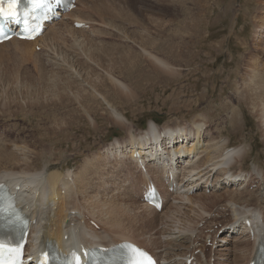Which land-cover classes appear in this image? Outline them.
<instances>
[{
	"label": "rangeland",
	"instance_id": "374dc122",
	"mask_svg": "<svg viewBox=\"0 0 264 264\" xmlns=\"http://www.w3.org/2000/svg\"><path fill=\"white\" fill-rule=\"evenodd\" d=\"M133 1L134 0H80L78 2V9L74 13L86 22L88 27L78 29L81 34L75 33L73 35L60 29L63 28L61 22L70 26V20H75V16L68 17L70 19L61 21L48 29L46 34H50L52 31L51 29H60L58 31L61 32L62 37L61 39H56L57 45L60 46L57 51L53 49L48 39L49 36L47 35L48 37L44 40L41 50L35 51L41 59L39 57L36 58L37 56H35V58H29L27 54L21 56L20 53L10 49L11 47L0 52L3 54V61H0V104H11V109H0V155L7 151L6 153H8L12 159L16 158L19 160V163L16 164L18 167L24 166L23 163H21V160L24 158H28V163L34 160L30 167L39 172L44 171L45 168L49 166L61 165L62 179L65 178L69 172V174H71L77 171V174L87 158L97 155V158L104 159V161L103 163L102 160L99 159H97V162L96 160L93 161L95 164L97 163L95 166L99 168H97L90 177V191L93 195L97 194L98 199L95 198V200L99 201L102 199L106 201V204L109 203L110 206L107 204L108 206L106 205L105 209L111 206L113 207L112 212L114 217L112 216V219H109L110 223L115 225V222L120 220L121 222L119 225L124 227L121 231L117 230V228H113V225H110L113 231H118L119 233L117 234V232L113 231L108 232L111 237L114 236L113 238H118V236L121 237V235L123 236V234H125L127 236L123 237L130 240L132 239L141 245L143 244L161 258H166V256L175 254L177 256H172V258H170L171 260L169 259V261H167V264H176L177 262L182 263L183 261L181 251L184 248L177 247L183 241L182 238L191 237L193 239L195 234L201 231V234L198 235H203L204 238H207L209 235L214 237V235L217 234L218 249L215 250V247L210 249L206 245L205 247L202 245L206 256L210 252H218L220 249L223 251L220 250L219 253L231 255L233 253L234 240L239 239V241H244L246 239L245 241H247V238H242L243 234H241L240 229H236L240 234L237 235L236 231L229 232L235 228L224 227L225 223L234 221V218L230 213V207L227 206L228 200L220 198L219 201H216L214 197L224 195V198H226L229 195H236L235 193L243 191L251 193V198L254 200L264 195V118L260 117L259 111L257 110V101H260V98L263 100L264 107V0H205V8L198 21L200 22V27L199 29L197 28L196 31L199 34V38H195V42L189 47L190 38L188 40L186 39L187 54H183L184 57L182 56L176 59L177 63L172 61L169 54H171L172 50L177 48L178 50H184L182 44L185 40L184 37H182V30L185 27H190L194 23L192 19L196 18L193 14L195 10L193 9V12H191L187 11V9L190 7V1L196 0H184L180 5H188L183 7V13H180L179 8H170L172 9V12L169 11L170 14L168 12H166L167 14H163L156 10L152 11L148 7H142L141 4H137L136 1ZM150 1L156 2V0ZM171 2L170 0H162L160 3H157L168 5ZM190 8H192V6ZM182 20L184 23L180 28L179 24L182 23ZM134 33L142 35V37L154 36V45H148L149 49L146 47L144 49L138 45L137 42L134 43L127 38ZM108 34H117V36L111 37ZM74 39H78V42L81 41V45H79L78 42L75 44V47H79L81 52H84L82 49L83 44H90L99 46L98 48L102 49L99 50L100 53L111 49L112 46L114 49L113 52L134 51L137 53L140 59L137 62L138 66L134 67V71L127 74V76H123L121 72L116 69V72L110 74L122 81L129 91H132V94L135 93V98L133 96V99L130 98L129 103H126L110 98L111 95H108L105 101L102 95L99 94L100 92H97L95 89L93 90L87 82L84 83V76H82L83 71L76 67V65L77 63L85 62L86 58L84 57V53L80 57L74 55L77 51L80 52L79 49L75 48L73 51L70 50L69 47L74 46ZM13 53L19 55H13ZM176 53L178 52H175L174 55ZM6 54H9V57ZM64 56H66V61L70 64H75L74 68H70V65L64 62V59H62ZM161 57L162 59L164 58L165 62L157 60L161 59ZM36 62L44 66L42 73L38 71L39 65H37L38 63ZM52 63L54 64L52 65ZM20 65L22 66L20 67ZM148 65L155 66L156 70H161L168 74L171 77L170 81H159L158 79H155L154 82L145 81L144 78L147 77L145 76L144 69ZM125 67H127V65L124 66V70L126 69ZM93 72L106 75L102 70L98 71L95 69ZM81 77L82 79H80ZM106 77L108 76L106 75ZM40 78L43 80L47 78L49 81L48 83H56L58 80L57 83H59L60 81L63 82L64 79V81L68 82L61 86H64V91L68 90L66 93L61 91L63 94L60 98L53 96V94L50 95V92H58V94H60V91L52 92V90L50 91L49 89V93H45L44 89L38 88V91H36L37 89L34 90V86L31 84H40L43 81ZM244 79H246L247 82L246 87L242 85L244 84ZM44 82L47 83V81ZM69 82L72 83L67 87ZM5 83H10L12 87L17 89L8 90V92L6 91V93H4L3 85H5ZM21 83L22 88H20ZM23 87H26L29 91L23 89ZM108 88L110 91L113 89L110 86H108ZM53 89L62 90V88ZM81 92H83L81 94L82 96H94L90 103L87 104L89 107V117L85 115L87 114L85 112L84 117L82 114V107L75 105L73 109L72 107L70 108L73 110L72 114L74 117H72L73 120H71L72 123L70 128L64 130L66 133L62 132V134L55 138L53 135L50 137L47 136L48 138L46 137L43 141L39 142L40 138L42 140L41 135L44 134V131L38 134L37 132L50 123L47 122V120L51 121L53 118L56 119L57 116L61 118L65 115V110L67 108H63L62 105H60V108L55 105L54 102L56 103L64 94L67 95L66 97H74ZM36 94L38 96H36ZM52 96L57 100L55 101ZM25 97L26 99H23ZM49 97L53 99L51 102L46 101ZM111 99L114 100L110 101ZM37 100H43L44 103L51 104L53 110H28L29 107L26 106V104ZM93 103L94 105H92ZM19 106H24L25 112H23V109ZM59 108L60 110H58ZM74 109L77 111H74ZM8 110L14 112V114H9L10 112L8 113ZM3 112L7 114L5 113V115ZM119 113L128 119L126 122L128 125L126 129L120 130L112 123V119L119 116ZM91 116L92 119H94L93 121L97 124L95 129L91 126ZM89 118L90 120L88 121ZM118 118L121 120L123 119L121 116ZM194 122L202 123H200L202 131L199 138L197 135L194 136L192 132L190 134V140L195 137L199 141V143H197L199 145L194 146V148L197 147V152H199L197 159H191L192 155H189L188 151H186L188 154H182L181 151H178L179 147H185V145L186 148H189L192 141H188V144L182 143V146L178 145L179 143L177 144V142H172L170 145L177 148L176 151L173 147L168 148L172 155H180H177L176 160L173 161V164L176 165L174 171L178 172V176L182 175L184 168L186 169L193 164L194 166L200 165L201 161L204 159L203 154L206 153L202 150L216 143L220 146L227 141L226 146L228 147L222 152L223 155L224 153L225 155L226 153H232L238 150L236 148L242 147L243 161H235V156H232L233 160L229 162V164H224L223 166L220 164L221 162H217V165L215 164L216 166H212V164L219 159L208 162L203 166V169L198 170L200 171V177H204L205 174L209 172L206 177L201 180L205 181L207 177L209 178L208 192L206 191L207 189H204L203 185H201L193 195L188 196L189 193H187L186 190H189V188H181L180 185L181 190L178 192L180 195H178V193L173 196H169V194L166 195V206L162 211L163 213H157L158 216L155 217V223L152 225L150 222L147 224L145 223L144 227L139 221H130L126 214H132L133 211L139 212L140 202L137 201L135 194L131 197L130 195L132 194L129 193V186L126 179L130 177V171L125 169V167H120L119 170L118 167L120 165L116 163V159L118 160L119 158H113L111 155L112 153L108 154L107 148L113 142H126L128 133L137 135L149 126L157 125L159 128H162L163 125L170 127L180 126L187 127L186 129L189 130V128L194 127L192 126ZM89 123L90 126H87ZM40 151L41 153H39ZM36 152L38 156H40L39 159H35ZM104 156H106V158ZM124 158H121V160L123 159L124 162L125 160L127 161V159L125 158L124 160ZM188 161L190 164L187 165L186 163ZM9 163H11V161H9ZM9 163L7 162L5 164V161H3L0 164V172L6 167L7 169L13 167V165L10 166ZM13 163L14 162L11 164ZM98 164H102V166H98ZM222 167L224 168L222 169ZM95 168L96 167L92 169ZM224 169L227 170V172L223 175L222 170ZM205 170L209 171L203 173ZM132 172L138 175L137 170H133ZM239 172L246 176V180L233 183L229 175L238 174ZM136 178L137 176L133 179L136 180ZM139 179L140 178H138V180ZM179 179H181V177ZM250 179L253 180L249 183L248 181ZM185 180L187 181V179L183 181L185 182ZM198 183L199 182H196L195 184L199 185L200 183ZM195 184L193 183L191 187L195 186ZM202 194L209 197L214 196V200L210 198L213 203H210V200H206V202H204V206L206 204V207L200 208L197 206L200 205L198 199ZM243 195L244 198L240 200L239 203L249 199L248 196L245 194ZM193 196L195 197L193 198ZM186 197L193 199L189 202L186 200ZM195 198L198 202H195ZM114 199H118L117 201L115 200L116 204L111 202ZM79 201L80 204L78 203L77 205L79 207H76L79 208L85 216H89L90 218L91 209L87 207L84 200L80 198ZM118 203L120 206L117 205ZM250 203L252 206H246L249 209L253 208V202L251 201ZM123 204L124 206L122 208L121 206ZM125 204L127 206H132V209L125 207ZM244 204L247 203H243L242 205ZM262 204L261 206L263 209L260 210V212H262L264 216V198L262 199ZM49 206L51 208L53 207L50 204ZM93 212L98 215V211ZM218 213L220 215H218ZM102 217L105 218L104 216ZM211 222L213 225H211ZM101 223L102 225L100 226L104 233L97 234L103 237L106 236L103 225L107 224ZM203 223H205L204 226H202ZM84 224L88 225L87 223ZM221 225L222 227L219 229ZM141 226H143V228H140ZM214 226L218 227L212 233H204L205 229L210 227L214 228ZM193 229L197 230V232ZM221 229H223V232L219 231ZM226 229L228 230L226 231ZM217 230L218 232L215 233ZM225 232L227 234L222 236V233L224 234ZM108 239L106 241H109ZM104 241L105 240H102V242ZM248 241L251 242L252 239ZM198 242L203 243V241ZM228 256L229 255L226 257ZM216 259L217 258L214 257L212 264L222 261L223 258H220L218 261ZM159 261L161 263L166 262L161 261V259Z\"/></svg>",
	"mask_w": 264,
	"mask_h": 264
},
{
	"label": "bare ground",
	"instance_id": "6f19581e",
	"mask_svg": "<svg viewBox=\"0 0 264 264\" xmlns=\"http://www.w3.org/2000/svg\"><path fill=\"white\" fill-rule=\"evenodd\" d=\"M134 1H136L137 4H141L142 7H148L152 11L156 10L157 12L159 11V13H163V14L166 13V12L169 13V11L172 12V9H170V8H174V9L175 8H179L180 9V13H183V10H182L183 7L188 5V4L180 5V4H182L184 2V0H170V1H172L170 3L171 5L170 4H168V5L159 4L160 1H162V0H159V1L156 0V2H151L150 0H134ZM163 1H165V0H163ZM157 2H159V3H157ZM189 4H190V7L192 6V8L189 7V9H187V11L193 12V9H194L195 11L193 12V14L197 18V21H196V18H193L192 21L194 23L190 27H185L182 30L183 31L182 37H184V40H185L183 42V44H182V47H184V50H178V48L175 49V50H172L171 54H169V55L171 56V59L174 62H176V59L181 58L183 56V54H187L186 53V46H187L186 39L188 40L190 38L189 45H188V47H189L191 44H193L195 42L194 41L195 38H199V34L196 31H197V28L199 29V27H200V22H198V21H199V18H201L202 12H203V10L205 8V0L190 1ZM74 12L75 11L71 12L66 17L67 18L68 17H75L76 14ZM179 17H180V15H179ZM75 20L79 21V22H84L82 19H80L79 16H76ZM179 21H181V20H179ZM183 23H184V21L182 20V23L179 24L180 28L183 25ZM61 24L63 25V28H60V29L63 30V31H67L71 35H73L75 33L81 34L78 30H76L74 27H72L71 24H70V26H68L66 23H63V22H61ZM53 26L54 25H52L51 27H53ZM51 27H49L48 29H50ZM60 29H56V28L55 29H51L52 31H51L50 34L49 33L46 34V32H45L41 36V38L39 40H37L36 42L11 40L9 42L3 43V44L0 45V52H2L4 49H7V48L11 47L10 49L20 53L21 56L27 54L29 56V58H32V57L35 58V56H37L36 58H38L39 56H38V54H36L37 52L35 53V49L34 48L36 46H40L42 48V45L44 44V40H46V37H48V36H49L48 39H49L50 44L52 45L53 49H55L57 51V49L59 48L60 45H57L56 39L58 40V39H61V37H62L61 36L62 35L61 32L58 31ZM178 30H179V28H178ZM108 35L111 36V37L117 36V34H108ZM127 38L132 40L134 43L137 42V44L140 45L141 47H143L144 49H145V47L148 48V45L149 46L150 45H154V36L142 37V35H137V33H134V34H132L131 36H129ZM77 42H78V39L74 41V46H70L69 47L71 51H73V49H75V48L80 50L79 47H75V44ZM78 43H79V45L82 44L81 41L78 42ZM83 45H82V49H83L84 52H81V50H80V52L77 51L74 55L80 57V56L83 55V53L85 54L84 55V57L86 58L85 62L77 63L78 66L76 65V67H78L81 71H83V75L82 76H84V79H83L84 83L87 82V84H90V86L93 88V90L95 89V90H97V92H100L99 94L102 95L104 100L107 98L108 95H111L110 98H114L116 100L129 103L130 98H132L135 93L132 94V91L131 90L129 91V89L126 87V85L122 81L116 79L115 76H112L110 74L116 72V69H117V70H119V72H121V74L123 76H127V74H129L130 72L135 70L134 67L138 66L137 62L139 61L140 56L137 53H135L134 51H131V52H128V51H116V52H113V50H114L113 46H112L111 49L100 53L99 50L101 48H98L99 46H94V45H90V44H83ZM151 47H153V46H151ZM148 49H146V50H148ZM51 51H52V48H51ZM59 51H60V49H59ZM16 52H14V53H16ZM175 52H178V53H176L174 55ZM14 53H13V55H19V54H14ZM173 55H174V58H173ZM10 56H12V55H10ZM12 57H15V56H12ZM62 59H64V62H66L68 65H70V68H74L75 64L74 63L70 64L68 61H66V56L62 57ZM157 60L160 61V62H165L164 58L162 59V57H161V59H157ZM0 61H3V54L2 53H0ZM34 61H35V59H34ZM29 63H30V61H29ZM36 63H38L37 65H39V70L38 71H41V73H42V70L44 69V66L40 65L39 62H36ZM36 63H35V65H36ZM54 63H52V65ZM60 64H61V62H60ZM123 65L124 66L127 65V67H125L126 68L125 70H124V66ZM21 66L22 65H20V67ZM82 68H85V69H82ZM35 69H36V67H35ZM37 69H38V67H37ZM95 69L98 70V71L102 70L103 72H105V74L108 77H106V75H103V74L100 75V74H98L96 72H93V71H95ZM58 71H62V70H58ZM58 71H57V73H58ZM141 71H142V69H141ZM144 72H145V76L147 77V78H144V80L145 81H149V82H154L155 79H158L159 81L160 80H169L170 81V78H171L168 74L162 72L161 70H156V67L152 66V65L151 66H149V65L146 66L145 69H144ZM79 73H81V72H79ZM46 77H48V76H46ZM40 79H42V78H40ZM43 79H44V77H43ZM65 79H67V78H65ZM80 79H82V77ZM44 81H47V83H45ZM40 82H41V80H40ZM48 82L49 81L46 78L40 84L37 83V84H31V85L34 86V90H36L37 88L38 89H44L45 93L46 92L49 93V91H48L49 89H50V91L52 90V92L53 91H60L61 92V91H64L63 90L64 86H61V85H64L68 81H64V79H63V82L60 81L59 83H57V82L56 83L55 82L48 83ZM78 82H79V80H78ZM243 82H244V84H242V85H244L246 87V85H247L246 79H244ZM69 83H68V86L66 84L67 87H69L72 82H69ZM135 83H136V81H135ZM78 85H76V86H78ZM32 86L31 87L29 86V87L33 88ZM108 86L113 88L112 91L109 90ZM3 87H4V91H3L4 93H6V91L8 92V90L11 91V90L17 89V88L12 87L10 83H5V85H3ZM134 87H135V84H134ZM20 88H22V83H21ZM53 88H62V90H60V89L55 90ZM70 88H73V87H70ZM23 89L28 90L26 87H23ZM38 89L36 91H38ZM18 91H20V90H18ZM66 91H64V92L66 93ZM48 93H47V97H48ZM82 93L83 92L77 94L74 97L73 96L66 97L67 95L64 94L65 97L63 96L56 103L53 101L54 104L57 105L58 107L61 108L60 105H62L63 108H65V109L67 108L65 110V115H64V117H61V118H58V116H57L56 119L52 117L53 119L51 121L47 120V122H50V123L47 126H45V128H43L42 130L37 132V134H38L41 131H44V134L41 135L42 140L40 138L39 142L43 141L47 136L50 137L51 135H53V137L55 138L56 136H59L60 134H62V132H64V130H66L67 128H70L71 123H72L71 120H73L72 117H74L73 114H72V112H73L72 109H73V107L75 105H78V106L82 107L83 116H84L85 113H87L85 115H88V117H89V112H88L89 107H88L87 104L90 103V101L93 99L92 97H94V96L93 95L82 96L81 95ZM51 94H53V96H55V97L60 98L62 96L63 92H61L60 94H58V92L57 93H51L50 92V95ZM43 95H44V93H43ZM73 95H74V93H73ZM36 96H38V95L36 94ZM13 97H14V95H13ZM55 97H53V99ZM95 98H96V96H95ZM134 98H135V96H134ZM9 99H11V98H9ZM23 99H26V97L23 98ZM53 99L51 97H49V98L46 99V101H50L51 102V100H53ZM114 99H111L110 101H112ZM107 102H109V101H107ZM37 103H40V104H37ZM52 105H53V103H52ZM92 105H94V103ZM26 106L29 107L28 110H30V109L53 110L52 109L53 106L51 107V104L46 103V102L44 103L43 100H37V101H34L32 103H27ZM10 107H11V104H9V103L0 104V109L1 108L11 109ZM19 107L21 109H23V112H25L24 111V106H19ZM71 107H72V109H70ZM60 108L58 110H60ZM257 110L259 111L260 117L264 118V107H263L262 98H260V101L259 100L257 101ZM74 111H77V110L74 109ZM9 112L10 111L8 110V113ZM5 113L3 112V114H5ZM11 113L14 114V112H10L9 114H11ZM15 115H14V117H15ZM119 116H121L123 119L122 120L119 119L118 118ZM119 116H117L114 119H112V123L115 126H117L120 130L126 129L127 126H128L126 124L128 119L124 115L120 114ZM88 117H86V118H88ZM90 118H91V120H90ZM90 118L88 119V121L90 120L91 126L95 129V127H97V124H96V122L93 121L94 119H92V116ZM200 123L201 122H194L193 125H192L194 127L193 128L192 127L189 128V130L186 129L187 127L185 128V127H180V126L170 127V126H166V125L164 126L163 125V127L161 126L162 128H159L157 125L149 126V127H146L142 132H139L137 135L128 133V139L126 140V142L125 141H122L123 143H118V142L114 143L113 142L107 148V152H108V154L112 153L111 155H112L113 158H116V157L119 158L118 160L116 159V161H117L116 163L117 164L119 163V165H120L118 167V169L120 167L121 168L125 167V169H128V171H130V175L129 176L132 177V178H135L134 176L137 173L134 174L135 172H132V171L138 169L137 165H136V162H135L134 159H132L131 154H128L124 150L125 143H128V144L129 143H135L137 145V147L139 149V152H140V155H141V159H140L141 166H143V168L145 169L146 173L149 176H151V178L155 182L156 186L164 194V199H166L167 193H165V189L163 188V185L161 183L162 173H168L170 171L173 174V176L175 177L177 172L174 171V167H172V166H173V163H174L173 161L176 160V157L178 155V154L172 155V153H170L171 151L168 150V148H170V147L174 148L173 145H170L172 142H177V144H178L180 140H181L182 143H183V141H186V143L188 141H192V144L189 146V148H186V145H185V147L184 146L183 147H179L178 151H181L182 154H188L189 153V155H192L191 159H194V158L197 159V156H199V152H197V149H196L197 147L194 148V146L199 145V144H197V143H199V141L195 137H193V139L190 140L191 139L190 134L192 132V134L194 136L197 135L198 138L200 137V133L202 131V126H201L202 123L201 124ZM87 126H90V123ZM174 129H175V131L178 130L180 132L176 138H175L176 133H174L172 131ZM64 133H66V132H64ZM50 140H52V139H50ZM226 144H227V141H226V143H224V144H222L220 146H218L217 143L214 144L213 146H208L207 149L202 150V151H204L206 153L203 154L204 155V157H203L204 159L201 161L200 165L194 166V164H193L190 167H187L186 169L184 168V170L182 171L183 172L182 175L180 174L181 176L176 175L177 176V183H178V179L181 177V179H179L180 180L179 183L181 185V188H190L192 186L193 182L189 181V180H187V182L185 184H182L183 180L187 179V178L188 179L198 178L196 180H199L198 182H200V180H202V179L200 178V171H198V170L199 169H203V166L205 164H207L208 162H212L213 160L215 161V160L219 159L218 161H215L212 164V166H216L217 162H219V163L221 162L220 164L223 166L224 164H229V162H231L233 160L232 156H235V159H234L235 161L242 162L243 161V156H242L243 148L242 147L236 148L238 150H236V151L232 150L234 152L228 153V154L226 153V155L224 153V155H223L222 152L225 149H227V147H228V146H226ZM178 145H180V143ZM174 149H175V151L177 150V148H174ZM174 149H172V150H174ZM186 151H188V153ZM6 152L7 151H5L4 154L0 155V164L3 161H5V164L7 162L9 163V161H11V163L12 162H14V163L13 164L9 163L10 166L13 165V167L8 168V169L6 167V168L3 169L2 172H0V179H6L7 182L12 183L14 186H19L20 187V191H21L20 192V200L25 204V206L28 209H30V213L32 215V220L35 221L34 226L37 229L35 231H31L30 238H36L38 236V234H40L41 238L39 239V242L42 244V246H45V244H46V242L48 240L55 239V240H57L59 242V244L61 246L67 245L68 247L73 246V244L71 242H63V239H61L63 235L68 236V237H71L73 235V237H74V245H76L77 243H81V244L87 245V246H93V245H102V246H104L103 245L104 242H102V240L106 241L108 238H110V239H108L109 241H107L108 242L107 244L112 243V242H118L120 240H129L130 241V239H128L126 237H123V236H127L125 234H123V236L121 235V237L118 236V238H113L114 236L111 237L109 235L108 232H110V231L112 232L113 231L111 229V226L113 224H111L110 221H109V219L112 216L114 217V214L112 212V208L113 207L111 206V207L107 208L108 210L105 209V206L107 204L109 205V203L106 204V201H104L102 199L99 200V201L95 200V198L98 199L97 194L93 195L91 193V191H90V186H91L90 185L91 184L90 183V177H91L92 173L95 172V170L97 168H99V167L95 166L97 163L95 164V162H93L95 160L97 162V159H99V158L96 157L97 155L87 158L83 162L84 164L82 165V167L81 168L79 167L80 170H79V172L77 174H76L77 171L76 172L71 171V172H74V173L69 174L70 173L69 172V173H67L65 178L62 179L63 175L61 173V169H62L61 165L49 166V167H46L44 171L39 172L38 170L31 169L32 167H30L31 163L33 164L34 160L31 163H28L27 162V161H29V160H27L28 158L27 159L24 158L23 160H21V163H23V165L25 167L24 166L23 167H21V166L18 167L16 164L19 163V160L16 159V158L12 159L11 156H9V154L6 153ZM39 153H41V151ZM43 153H44V151H43ZM165 154H166V156H165ZM124 155L125 156L127 155V156L125 157ZM178 156H180V155H178ZM104 157L106 158V156H104ZM124 157L127 159V161L125 160ZM36 158H38V159L40 158V156H38L37 152H36L35 159ZM121 158H124L125 162L123 161V159L121 160ZM99 160H102V163L104 161V159H99ZM196 161H198V160H196ZM186 164L188 165V164H190V162L188 161ZM99 165L102 166V164H98V166ZM94 167H96V168L92 169ZM170 167H172V168H170ZM223 168L224 167H222V169ZM225 169H227V168H225ZM225 169L222 170L223 175L227 172V170H225ZM209 170H205L203 173H205L206 171H209ZM241 172H239L238 174L236 173V174L229 175V177L232 179L231 181L233 183L239 182V181L242 182V180L243 181L246 180V176H243ZM207 174H205L204 178L206 177ZM107 177H109V176H107ZM206 179L208 181L209 178L207 177ZM252 180L253 179H250L248 182L250 183V181L252 182ZM249 183H248V185H249ZM92 185H93V183H92ZM137 185L139 186L140 182ZM137 185H136V187H137ZM180 185L178 186V188H176V191H178V192H179V190H181ZM92 187H94V186H92ZM131 190H134V189L131 188L129 190L130 191L129 193L132 192ZM186 191L188 193L189 190L187 189ZM95 193H97V192H95ZM129 193H128V195H129ZM181 193H182V191H181ZM118 194H119V192H118ZM235 194L236 195H229L226 198H224L225 197L224 195L215 196V197L213 196L214 198H216V201H219L220 198L228 200L227 201V204H228L227 206L230 207L229 208L230 209V213H231L232 217L234 218V221H229V222L225 223L224 227L225 228L226 227H230V228H235V229H236V227H239V229L241 230V234H243L242 238L244 237V238H247L248 240H250L251 236L246 233V230L242 227V224H241V220L243 218H248L249 221H250V224L252 226V229H253V237H252L253 239H252L251 242L250 241H245L246 239L244 241H239V239L238 240H234V245H233L234 248H233V253L231 255L230 254H226V253H223V254L219 253V251L221 249L218 250V252H214V257L217 258L216 259L217 261L220 258H223L222 261H219V262H217L215 264H222V262H223V264L224 263L225 264H247L248 261H249V258L253 256V254H254V252H256L258 246L264 244V216H263L262 212H260V210L263 209L261 205H263L262 204V199L264 198V195H261V198L258 197L257 200H254V199L251 198V196H252V195H250L251 193H248L246 191L235 193ZM243 194L248 196L249 199L248 200H244L242 203H239V201L244 198ZM173 195H175V194H173ZM178 195H180V194L178 193ZM130 196L132 197V195H130ZM194 197L195 196H193V198ZM213 197L205 196V195L202 194V196L198 199L200 205H197V206H199L200 208L201 207H206V204L204 206V202H206V200H210V198L213 199ZM80 198L82 200H84V203L87 205V207L89 209H91L90 219L93 220L94 222H96V225L98 226L97 230L91 228L89 225H85L84 224V223H86L85 220H84V217H83V215H85V214H83V212L80 211L79 208H77V207H79V206H77L78 203L80 204V201H79ZM118 198H119V196H118ZM193 198L190 199V198L186 197V200L190 202ZM115 200L117 201L118 199H114L111 202L115 203ZM198 200L195 198V202H198ZM251 201L253 202V208L249 209L246 206H249V207L252 206V204L250 203ZM114 203H112V204H114ZM210 203H213V201L210 200ZM243 203H247V204L242 205ZM49 204L51 206L55 207V208H53V207L51 208L49 206ZM127 204H129V203H127ZM117 205H119V203ZM123 206H124V204L121 207L123 208ZM165 206H166V203H165ZM125 207L131 208L132 206H127L125 204ZM164 207L161 210V212L164 210ZM116 209H118V208H116ZM167 209H168V207H167ZM71 211H75V212L78 211V212H77V214L75 216H73V215L70 214ZM93 211H96V212L98 211V215H96ZM100 215L104 216L105 218H103ZM126 215L128 216L130 221H134V220L139 221V222H141V225H143L144 227H145V223L147 224V223L150 222L151 225L153 223H155V221H156L155 217L158 216L157 212L154 211V209H152V208H150V207H148V206H146V205H144L142 203H140V211L139 212L133 211L132 214L128 213ZM208 215H210V214H208ZM218 215H220V214L218 213ZM81 220L83 221L82 223H81ZM101 222H103L104 224L105 223L107 224V225H103L104 229L106 231L105 232L106 236H103V237H101V236H99L97 234V233H104L102 227L100 226V225H102ZM116 222H115V225H113L112 227L113 228H117V230H121L122 231L124 227H121L119 225V223L121 221L117 220ZM131 223H133V222H131ZM236 225H238V226H236ZM143 226H141L140 228H143ZM194 231L196 232V230H194ZM113 232H117V234H119L118 231H113ZM124 232H126V231H124ZM194 237H195L194 240H196L199 236L197 235V236H194ZM182 239H183V241L180 243V245L177 246L178 248H184L181 251L182 252V254H181L182 257H185L186 254H188V253L191 254L193 251L199 249L198 247H195V249H190L191 245L194 243L193 241H191V237H184ZM239 242H241V243H239ZM194 245H195V243H194ZM221 251H223V250H221ZM167 254H169V253H167ZM227 255H229V256L226 257ZM172 256L175 257L177 255L174 254ZM172 256H166V258L165 257L161 258L160 256L156 255L158 260L161 259V261H169V259L172 258ZM202 258H204V260ZM209 258H212V256H210ZM197 259H201V260L197 261V264H210L208 262V260L205 259L204 256H202V257L199 256ZM176 264H184V262H182V263L177 262Z\"/></svg>",
	"mask_w": 264,
	"mask_h": 264
},
{
	"label": "snow or ice",
	"instance_id": "6c2138e0",
	"mask_svg": "<svg viewBox=\"0 0 264 264\" xmlns=\"http://www.w3.org/2000/svg\"><path fill=\"white\" fill-rule=\"evenodd\" d=\"M19 3L20 0H0V21L7 22L8 20H12L13 22L23 24L24 30L29 32V35L24 38L31 39L32 33L38 34L39 32V26H34L31 23V21L35 20V17L31 16V13L37 8H48L49 6L47 0H28L30 7L21 12L18 8ZM5 26L6 23L4 26H0V34H3ZM10 201L11 197L7 196L6 190L0 185V228L15 225L20 221V217L16 214ZM6 252L14 253V258L6 259ZM20 254L19 248L6 247L3 243H0V264H17ZM85 255L87 257L88 254L86 253ZM121 260L122 264H153L152 260L146 253L133 245L122 246ZM42 264H47V257H45ZM65 264H81L80 257L73 253L71 258L65 261ZM93 264H96L95 260L93 261Z\"/></svg>",
	"mask_w": 264,
	"mask_h": 264
}]
</instances>
